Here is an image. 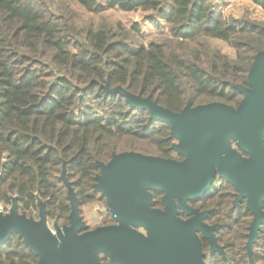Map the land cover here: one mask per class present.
Listing matches in <instances>:
<instances>
[{
  "label": "trees",
  "instance_id": "obj_1",
  "mask_svg": "<svg viewBox=\"0 0 264 264\" xmlns=\"http://www.w3.org/2000/svg\"><path fill=\"white\" fill-rule=\"evenodd\" d=\"M221 1L0 0L3 212L15 203L26 217L38 220L43 210L46 221L67 225L64 179L80 209L105 203L94 184L99 163L113 154L183 158L172 148L170 126L131 107L116 88L172 111L187 102L237 107L243 94L233 85H247L254 56L264 48V0H238L239 13L227 11ZM75 3L93 14L141 11L166 35L143 44L120 22L81 27ZM210 38L225 42L232 54L212 46ZM153 193L154 206L162 207L161 193ZM188 203L206 210L205 221L217 225L220 249L210 253L202 241L206 264H264V223L248 246L252 213L229 181L216 175L208 191ZM37 261L16 233L0 244V264Z\"/></svg>",
  "mask_w": 264,
  "mask_h": 264
},
{
  "label": "water",
  "instance_id": "obj_2",
  "mask_svg": "<svg viewBox=\"0 0 264 264\" xmlns=\"http://www.w3.org/2000/svg\"><path fill=\"white\" fill-rule=\"evenodd\" d=\"M233 86L243 94L235 108L222 102H187L180 111L116 88L131 107L146 109L150 118L170 126L171 135L180 138V145L172 148L183 159L132 151L113 154L107 163H99L94 190L104 196L116 224L86 229L78 199L64 179L69 224L61 229L54 225L52 234L43 210L34 220L19 214L13 203L0 215V244L16 233L38 256L37 264H101L100 253L111 264H206L198 233L208 239L211 251L219 250L217 225L205 223L207 211L187 201L206 193L217 173L232 184L238 199H245L253 215L249 246L264 223V48L254 56L247 85ZM231 142L247 155L240 164V155L229 150ZM149 190L162 194L163 209L152 207ZM179 211L189 217L181 218Z\"/></svg>",
  "mask_w": 264,
  "mask_h": 264
},
{
  "label": "rangeland",
  "instance_id": "obj_3",
  "mask_svg": "<svg viewBox=\"0 0 264 264\" xmlns=\"http://www.w3.org/2000/svg\"><path fill=\"white\" fill-rule=\"evenodd\" d=\"M57 1H66V0H57ZM68 1V0H67ZM224 1L217 0V3L222 4ZM225 8L230 12H240V6L238 0H225ZM77 12L76 22L79 26H84L87 23L91 22L94 26H98L101 24H115L116 22H120L124 27L130 29L136 39H138L143 44L153 40L162 38L166 35L165 30L163 28H155V26L149 22H146L143 18V13L141 11L137 12H122L116 9L105 10L101 13H89L85 11L79 4H72ZM139 27V30L134 28L135 26ZM209 43L217 47L220 51L227 55L232 54V49L225 43L216 39H209ZM174 145H180V138L175 137ZM230 152H236L240 156L237 160V163L240 164L246 158L241 156L237 146L231 142L229 146ZM79 215L81 217V221L83 222L85 228L94 229L98 226L106 225L108 220L106 217L110 214L107 211L106 203L101 202H90L84 204L80 207ZM5 214L3 212V207L0 206V215ZM111 217V216H110ZM47 225L54 227L56 225L58 228H62L58 224L54 222H48ZM141 232L144 231L143 228H139Z\"/></svg>",
  "mask_w": 264,
  "mask_h": 264
},
{
  "label": "flooded vegetation",
  "instance_id": "obj_4",
  "mask_svg": "<svg viewBox=\"0 0 264 264\" xmlns=\"http://www.w3.org/2000/svg\"><path fill=\"white\" fill-rule=\"evenodd\" d=\"M238 150H239V153L241 154V156H243V157H247V155L245 154V153H243L239 148H237ZM183 159V158H182ZM182 159H176V160H178V161H180V160H182ZM216 175H218L217 173L214 175V177L216 176ZM150 191V193H151V200H152V202H153V204H152V207L153 208H157V209H163V206L162 207H157V206H154V199H153V196H154V191L153 190H149ZM162 195V194H161ZM187 203H188V201H187ZM163 205V204H162ZM188 205H189V203H188ZM190 207H192L191 205H189ZM193 208V207H192ZM195 209V208H194ZM263 210V209H262ZM199 211V210H198ZM201 211H204V210H201ZM181 211H179V213H180ZM183 213V212H182ZM184 215H185V217H183V219H186V218H188L189 216L187 215V214H185V213H183ZM179 215V214H178ZM207 215V214H206ZM181 217V216H180ZM206 217V216H205ZM182 218V217H181ZM252 218H253V215H252ZM204 221H205V218H204ZM251 221H252V219H251ZM205 223H207L206 221H205ZM112 224H116V222L112 219L110 222H108V223H106V225H112ZM208 225H213V224H209V223H207ZM68 225V224H67ZM64 226V225H63ZM102 226H104V225H102ZM138 230L140 231V229L138 228ZM144 233H145V230L143 231ZM198 235H199V237H200V240H201V247H202V241H204V240H206L207 241V243H208V251L210 252V253H212V252H215V251H218V249H213L212 251H211V247H210V244H209V241H208V239L205 237V236H203L201 233H198ZM214 237H215V230H214ZM216 240V239H215ZM217 246H218V244H217ZM203 252V251H202ZM100 261H101V264H102V260L101 259H104V258H106L107 260H108V262H109V264H111L110 263V260H109V258L108 257H105L103 254H101L100 253Z\"/></svg>",
  "mask_w": 264,
  "mask_h": 264
},
{
  "label": "built area",
  "instance_id": "obj_5",
  "mask_svg": "<svg viewBox=\"0 0 264 264\" xmlns=\"http://www.w3.org/2000/svg\"><path fill=\"white\" fill-rule=\"evenodd\" d=\"M48 228H49V230H50V232H51L52 234H55V229H54L53 227H51V226L48 225Z\"/></svg>",
  "mask_w": 264,
  "mask_h": 264
}]
</instances>
